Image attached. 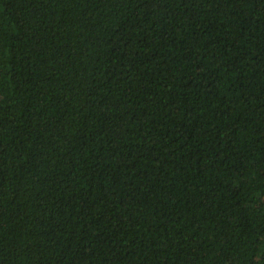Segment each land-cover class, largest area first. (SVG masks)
<instances>
[{"label":"trees","instance_id":"16d2710c","mask_svg":"<svg viewBox=\"0 0 264 264\" xmlns=\"http://www.w3.org/2000/svg\"><path fill=\"white\" fill-rule=\"evenodd\" d=\"M0 264H264V0H0Z\"/></svg>","mask_w":264,"mask_h":264}]
</instances>
